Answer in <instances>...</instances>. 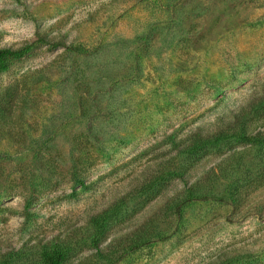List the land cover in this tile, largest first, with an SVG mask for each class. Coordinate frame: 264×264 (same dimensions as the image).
Here are the masks:
<instances>
[{
	"label": "rangeland",
	"instance_id": "374dc122",
	"mask_svg": "<svg viewBox=\"0 0 264 264\" xmlns=\"http://www.w3.org/2000/svg\"><path fill=\"white\" fill-rule=\"evenodd\" d=\"M26 44L0 73V255L42 264L40 247L62 243L64 264H264V144L190 167L176 151L263 96L264 0H0V49ZM162 167L182 180L129 202L94 248L90 219ZM207 174V199L165 218ZM149 219L153 243L129 251Z\"/></svg>",
	"mask_w": 264,
	"mask_h": 264
},
{
	"label": "trees",
	"instance_id": "16d2710c",
	"mask_svg": "<svg viewBox=\"0 0 264 264\" xmlns=\"http://www.w3.org/2000/svg\"><path fill=\"white\" fill-rule=\"evenodd\" d=\"M40 43L48 44L52 48H56L58 44H51L46 40L40 39ZM33 48V44H26L21 48H2L0 49V73L6 72L11 63L19 61L27 56ZM70 51L82 54L87 50L80 48L68 47ZM6 107L0 103V115L4 114ZM264 116V94L261 98L255 100L248 107L241 109L233 117V121L222 130L209 135L203 136L199 133H193L189 136L187 144L182 147H177V155L183 158V162L187 166H193L203 157L209 154V151L219 147L221 144L235 141L240 144L263 145L264 144V123H261L260 129L252 130L250 124L255 119H260ZM183 178V173L178 171H169L162 167L157 171L153 177L143 183L138 188L133 189L121 198L113 202L105 211L90 219L92 232L89 235L90 244L97 248L103 236L116 224L126 219L124 208L129 202L136 200L144 195L154 194L158 192L166 183L173 179ZM213 174H207L206 177L199 180L193 185L187 186L181 196L170 199L164 206L163 215L165 218L176 217L181 219L182 212L185 206L197 199H207L205 193V186L214 185L219 180L215 181ZM73 181L75 185L79 186L81 191L89 190V185L84 180L78 179L76 174H73ZM77 194L72 193L69 197L73 198ZM234 196L231 192L228 198ZM155 220L149 219L144 225L136 230L129 238V251H136L144 246L153 243L152 238L155 234ZM70 249L67 245L62 243H49L40 247L37 252L38 263L42 264H64ZM99 253V252H98ZM24 259V252H7L0 255V264H13L14 261Z\"/></svg>",
	"mask_w": 264,
	"mask_h": 264
}]
</instances>
